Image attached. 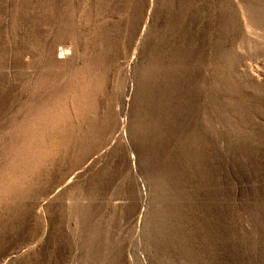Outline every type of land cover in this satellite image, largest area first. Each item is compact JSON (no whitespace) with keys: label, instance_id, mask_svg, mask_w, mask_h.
Segmentation results:
<instances>
[{"label":"rangeland","instance_id":"obj_1","mask_svg":"<svg viewBox=\"0 0 264 264\" xmlns=\"http://www.w3.org/2000/svg\"><path fill=\"white\" fill-rule=\"evenodd\" d=\"M0 264H264V0H0Z\"/></svg>","mask_w":264,"mask_h":264}]
</instances>
